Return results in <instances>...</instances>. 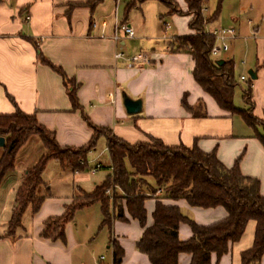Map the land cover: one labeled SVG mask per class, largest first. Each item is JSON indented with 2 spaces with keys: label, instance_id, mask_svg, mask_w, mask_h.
I'll use <instances>...</instances> for the list:
<instances>
[{
  "label": "crops",
  "instance_id": "1",
  "mask_svg": "<svg viewBox=\"0 0 264 264\" xmlns=\"http://www.w3.org/2000/svg\"><path fill=\"white\" fill-rule=\"evenodd\" d=\"M87 1L90 0H0V114H12L16 108L34 114L38 122L54 131L61 146L78 148L90 140L92 130L79 111L72 109L62 77L40 61L38 49L77 84L78 102L93 124L108 128L129 144L153 137L168 146L196 145L202 151H214L227 167L239 158L241 173L257 178L260 193L264 195V148L257 137L264 133V127L260 123L249 125L240 114L220 108L195 82L191 55L169 50L173 37L191 33L190 16L167 13L168 8L159 0H144L130 10L126 9L129 0H102L93 7L86 5ZM173 1L180 10H186V0ZM217 1H206L202 8L205 17L213 13ZM117 22L128 23L134 36L115 40ZM216 27H232L235 35L229 40L228 51L214 59L233 62L235 79L245 82V88L251 87L252 115L264 120V0H222L217 17L204 26L207 32ZM116 52H122L123 57L116 58ZM138 52L144 53L148 61L130 63L129 56ZM249 70L254 72V79L250 78ZM241 75L248 78L241 80ZM122 92L132 99H141L138 113H126ZM183 98L192 106L202 101L200 109L205 115L195 117L186 111L182 106ZM241 101V104L235 103L233 96L234 106L246 108L242 89ZM34 142V148L22 147L14 168L2 180L11 178L13 196L26 169L43 152L40 141ZM99 143L104 147L100 154L106 155L104 160L108 165L104 137H100L96 145ZM93 150L86 156V161L90 157V163L97 159H91ZM58 165L60 172L67 168L59 162ZM72 171L78 183L85 181L86 177L80 175L83 169ZM44 172L45 169L42 179ZM43 182L37 189V194L44 196L38 211L32 213L30 206L26 208L22 227L16 230L14 238L4 235L13 202L8 217L0 214V264H113L110 239L122 249L120 264H151L147 255L136 249L142 227L126 209L127 221L113 220L111 229L103 226L108 230L104 240L108 257L100 254L88 262V254L93 251L86 250L84 231L89 226L87 222L79 224L82 217L89 214L87 210L91 206H96L91 215L94 213V219L100 224L99 203L75 212L66 225L64 242L42 238L44 220L62 214L74 196L64 188L51 192L52 181L43 179ZM62 183L68 185L65 179ZM77 188L82 189L79 185ZM162 202L176 205L183 215L200 225L226 216L222 206H192L185 199H163ZM154 203V198L144 201L146 225L152 223ZM1 211L5 213V206ZM254 229L255 222L248 221L241 238L230 243L228 251L220 258L212 253L210 263L240 264L241 252L252 245ZM190 236L188 224L180 223L178 238L186 240ZM177 260L178 264H189L190 255L179 253ZM261 264H264V253Z\"/></svg>",
  "mask_w": 264,
  "mask_h": 264
},
{
  "label": "trees",
  "instance_id": "2",
  "mask_svg": "<svg viewBox=\"0 0 264 264\" xmlns=\"http://www.w3.org/2000/svg\"><path fill=\"white\" fill-rule=\"evenodd\" d=\"M101 1L90 0L85 4L93 7ZM142 1L129 0L126 9L130 10ZM159 1L166 5L167 13L190 16L188 26L191 33L173 37L168 47L171 52L183 51L191 55L195 82L220 108L240 114L249 125L260 123L264 127V120L251 113L250 85L242 89L246 108L239 109L233 104L234 90L238 85L233 62L224 60L217 65V59L210 56L214 37L205 31L204 26L217 17L222 0L217 1L213 13L208 17L202 12L207 0H186L185 11L180 10L173 0ZM37 52L40 61L62 77L72 109L79 111L92 135L82 147L61 146L56 141L54 131L38 122L34 114H27L18 108L12 114H0V136L5 141L0 155V183L6 173L14 168L18 151L30 137L36 136L43 147L42 154L26 169L15 190L4 235L14 238L16 230L22 227V218L28 206L32 213L38 211L44 196L38 195L37 189L44 184L42 173L48 161L55 160L74 171L82 170L84 166L79 162L85 161L97 140L104 137L109 165L102 168L110 172L91 191L79 189V194L65 205L62 214L45 219L40 231L42 238L64 242L66 225L75 212L99 203L102 212L99 227L111 229L113 220L127 221L125 209L132 219L139 222L142 233L136 242V249L147 255L151 264H178L179 253L190 255L189 264H211L210 255L214 253L220 258L228 251L230 243L241 238L247 222L253 220V242L241 252L240 264H261L264 253V195L260 193L257 178L241 173L239 158L227 167L214 151L205 152L196 145L168 146L153 137L134 144L119 139L108 128L90 121L78 102L77 84L68 79L60 67L44 58L38 49ZM182 106L195 117L205 115L200 109L202 101L192 106L183 98ZM257 137L264 148V133ZM116 188L121 193L116 194ZM108 189L113 191L111 197L106 193ZM147 198L155 199L150 225H146L144 201ZM163 199H185L190 205L203 208L222 206L226 216L211 224L200 225L183 215L176 205L164 204ZM182 222L188 224L191 230V236L186 240L178 238V226ZM110 244L113 246L112 263L120 264L122 249L113 239H110Z\"/></svg>",
  "mask_w": 264,
  "mask_h": 264
},
{
  "label": "rangeland",
  "instance_id": "3",
  "mask_svg": "<svg viewBox=\"0 0 264 264\" xmlns=\"http://www.w3.org/2000/svg\"><path fill=\"white\" fill-rule=\"evenodd\" d=\"M237 82H238V85L235 88V95H234L235 103L237 102V104L238 103L241 104L242 102L241 101V89L245 88L246 83L243 81H239V80ZM30 138L27 140V142L22 147L34 148L35 146L34 141L36 139L39 141V139L36 136H32ZM22 147L20 148V150L22 149ZM103 148L104 147L101 143L97 144L94 150L92 151L93 156H91V159L98 157ZM20 150L18 151V153L20 152ZM42 151H43V148H42ZM1 153H2V150L0 148V155ZM105 157L106 155H103V156H100V159H99L100 161H104V165L106 161L104 160ZM93 167H94V163H90V157H87V166L83 169V171L80 172L81 173L80 175H82L83 177H86V179L83 183L81 182L78 183L76 175L73 174V171L70 168H65L62 172H60L61 170L58 171L59 169L58 162L55 160H50L47 163V166L45 168L43 179L47 181L50 179L52 181L51 192H55L57 189L62 191V189L64 188L65 192L69 191V192H72L74 196H77L79 194V190L77 188L78 185L86 192L91 191L93 187L95 186V184H100L105 179L106 175L110 172L109 169L107 168H100L96 170L94 173H91V169ZM62 173H64L63 174L64 176H61ZM64 179L66 182H68L69 186L67 184L63 185L62 181H64ZM10 181H11V178H6L4 182H2L0 185V212H1L0 214H4L5 215L4 218L8 217L9 209H10L11 203L13 202V195H11V192H10ZM119 193H121L120 190L116 188V194H119ZM112 194H113L112 190H110L109 193H107V195H109L110 197L112 196ZM2 206H5L6 208L5 213L1 211ZM95 207L96 206H91L90 208H88L87 211L89 214L82 217L83 220L81 219V221L79 222L80 225L83 224V222H87L89 226L88 227L89 229L84 231V233H86L84 236H87L86 244H85L86 250L93 251V254L91 255L88 254L89 255L88 262L92 261L93 256L96 259L97 256H99L100 254H102L105 257H108V252H107L108 250L105 248L106 244L104 243V240L107 238L108 230L106 227H99V221L94 219V213L91 215L92 213L91 211H96ZM95 213L98 214V212H95ZM93 219H94V223L90 225Z\"/></svg>",
  "mask_w": 264,
  "mask_h": 264
},
{
  "label": "built area",
  "instance_id": "4",
  "mask_svg": "<svg viewBox=\"0 0 264 264\" xmlns=\"http://www.w3.org/2000/svg\"><path fill=\"white\" fill-rule=\"evenodd\" d=\"M26 18L28 19V16H26ZM209 33H211L212 36L214 37V42H213V45H212L211 50H210V56L212 58H216L221 53L228 51L229 40L231 38H233L235 35L234 29L232 27H216V28L212 29L211 31H209ZM121 36H123L125 38H132L134 36V31H133L132 27L126 22H117L114 26V33H113L114 39L118 40L119 37H121ZM115 57L116 58L117 57H123V53L122 52H116ZM128 59H129L130 63L147 62L148 61L146 55L142 52L135 53V54L129 56ZM246 78H248V77H246L245 75L240 76L241 80H245ZM100 156H101V154H99L97 159L94 160V162H93L94 167L91 169V173H94L96 170L102 168L104 161L99 160ZM79 163L82 166H84V168L87 166L86 160L85 161L81 160ZM76 171H78V170H76ZM109 191H110L109 189L106 190V193H109ZM100 259H103V256H101Z\"/></svg>",
  "mask_w": 264,
  "mask_h": 264
},
{
  "label": "water",
  "instance_id": "5",
  "mask_svg": "<svg viewBox=\"0 0 264 264\" xmlns=\"http://www.w3.org/2000/svg\"><path fill=\"white\" fill-rule=\"evenodd\" d=\"M223 62H224L223 59L216 60L217 65H220ZM248 73L251 79L255 78L254 72L252 70H249ZM121 98H122V103H123L126 113L135 114L141 110V104H142L141 99L139 98L132 99L131 97L126 95L124 92L121 93ZM4 145H5L4 137L0 136V147H3Z\"/></svg>",
  "mask_w": 264,
  "mask_h": 264
}]
</instances>
